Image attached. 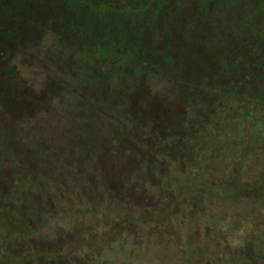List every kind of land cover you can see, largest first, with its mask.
<instances>
[{
  "label": "trees",
  "instance_id": "16d2710c",
  "mask_svg": "<svg viewBox=\"0 0 264 264\" xmlns=\"http://www.w3.org/2000/svg\"><path fill=\"white\" fill-rule=\"evenodd\" d=\"M235 5L251 13L248 25ZM33 50L44 54L39 71L46 89L56 83L54 107L68 121L49 136L18 91L21 60ZM167 111L168 122H158ZM246 122L254 134L242 160L264 146V0H0V264L48 257L32 246L52 235L50 223L115 218L122 208L142 209L145 194L155 204L167 196V211L199 192L235 201L239 192L264 195V175L246 184L236 157L220 188L185 183L177 169L206 142L205 130L230 128L241 142ZM227 138L219 141L235 156ZM115 166L117 180L107 174ZM107 187L133 195L119 207L101 198L71 212L76 193ZM145 220L129 217L117 228Z\"/></svg>",
  "mask_w": 264,
  "mask_h": 264
},
{
  "label": "rangeland",
  "instance_id": "374dc122",
  "mask_svg": "<svg viewBox=\"0 0 264 264\" xmlns=\"http://www.w3.org/2000/svg\"><path fill=\"white\" fill-rule=\"evenodd\" d=\"M235 7L242 12V17L237 19H243L244 24L248 25L251 13L247 16L241 5L240 8ZM208 10H211L210 6ZM220 17L226 20V13L221 11ZM32 53L39 59H29L28 55ZM25 57L20 65L25 70L26 82L20 83L18 91L25 97L23 106L26 108V115L31 120L36 118L46 136L53 135L54 127L68 125L67 118L54 107L57 104L54 100L57 85L50 82V90L46 89V75L42 76L39 71L45 61L44 54L33 50L26 52ZM33 110L35 113H32ZM170 114L167 111L158 118V122H168L164 116ZM213 114L210 111L207 115L214 116ZM159 129L154 131L158 139L161 138ZM236 132L230 133V128L222 130L218 126L216 134H212L210 129L205 130L206 142L195 145L194 157L185 166L177 167L184 182L195 179L207 183L209 187L218 188L230 183L233 177V165L230 164L232 157H236L235 161L238 160L237 163L241 164V175L246 184L258 181L260 175H264V146H259V151L253 147L251 154L242 160L239 154L245 149L254 130L246 122L241 142L234 139ZM227 137L233 138L237 143L235 145L233 139L229 140L235 156L227 147L228 144L219 141L224 142ZM187 155L192 157L189 151L184 157ZM168 166L171 174L173 164L169 163ZM118 172L119 166H115L108 169L107 174L110 173L109 177L117 180ZM174 172L175 170L171 174L173 181L179 176ZM252 178L254 180L250 182ZM165 183L162 188L169 191V186ZM184 187L187 186L184 184L182 189ZM239 193L235 201L236 199H219L210 193L199 192L189 195L192 197L185 199L175 209L168 210L169 212L165 208L167 196L157 199L155 204L151 199L153 197L145 194L147 200L143 205L139 204L142 209L122 208V213L116 214L115 218L105 220L103 215L97 214L94 224L80 222L67 226L66 223H50L56 230H52L51 236L41 239L44 243L38 242L32 246L37 251L42 248L40 251L49 256L35 260L33 264H264V195L254 194L252 197L250 193ZM125 194L109 193L108 187L100 193H76V198H70L71 212H82L93 202L96 205L102 204L101 198L105 204L119 207ZM132 195L128 193L124 198L130 200ZM60 215L64 214H57V218ZM48 216L53 218L55 215L50 213ZM129 217L148 218V221L117 228ZM70 218L77 221L76 216ZM27 244L32 245L31 241ZM28 250L30 249L25 251Z\"/></svg>",
  "mask_w": 264,
  "mask_h": 264
}]
</instances>
